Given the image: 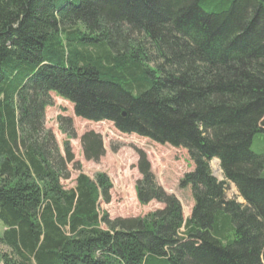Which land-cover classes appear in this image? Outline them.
I'll list each match as a JSON object with an SVG mask.
<instances>
[{"label": "trees", "instance_id": "1", "mask_svg": "<svg viewBox=\"0 0 264 264\" xmlns=\"http://www.w3.org/2000/svg\"><path fill=\"white\" fill-rule=\"evenodd\" d=\"M53 97L78 121L186 152L191 216L143 151L137 199L161 208L101 213L113 184L81 172L72 118H58L63 151L47 130ZM259 134L264 0H0V264H264ZM80 142L87 162L106 155L101 132Z\"/></svg>", "mask_w": 264, "mask_h": 264}, {"label": "rangeland", "instance_id": "2", "mask_svg": "<svg viewBox=\"0 0 264 264\" xmlns=\"http://www.w3.org/2000/svg\"><path fill=\"white\" fill-rule=\"evenodd\" d=\"M73 119L76 138L68 140L67 135L60 130L59 117ZM46 128L55 135L61 150L68 140L75 152L76 159L81 163L82 173L92 180L98 173L107 175L113 184L112 201L109 205L101 206V213L107 212L112 220L116 218H138L155 212L161 208L157 203L147 206L139 204L136 194V184L141 176L138 171L139 151L146 153L152 165V171L158 184L170 195H174L181 203L184 217L191 216L194 207L193 195L190 187L182 188L184 176L193 170L189 157L183 150H175L168 146L157 145L147 139L137 136L119 134L113 124H89L74 118L72 107L63 100L53 97V106L46 111ZM101 132L104 137L106 155L98 162H87L82 154L81 136L88 130ZM252 149L264 155V135L256 136ZM71 167V166H70ZM213 175L220 181L224 180L219 162L211 163ZM72 169V167L70 168ZM72 178L65 181L66 188H74L75 179L79 172L72 169ZM235 185L230 184L227 190L228 199L244 200L239 197ZM4 228L0 222V236ZM5 249L0 245V252Z\"/></svg>", "mask_w": 264, "mask_h": 264}]
</instances>
